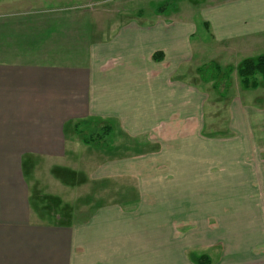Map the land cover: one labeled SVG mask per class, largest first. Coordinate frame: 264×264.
Instances as JSON below:
<instances>
[{"label":"crops","instance_id":"obj_1","mask_svg":"<svg viewBox=\"0 0 264 264\" xmlns=\"http://www.w3.org/2000/svg\"><path fill=\"white\" fill-rule=\"evenodd\" d=\"M96 1L0 0V264H196L189 254L213 245L220 257H207L208 264H264V123L248 112L263 108L242 104L235 113L244 127L237 122L234 139L196 148L207 97L181 71L195 59V25L92 23L84 17ZM251 1L233 12L247 18L242 28L222 13L206 22L217 42L264 33ZM87 122V129L112 125L110 140L150 135L162 148L141 159L165 161L137 169L124 153L117 170L110 140L95 151L77 133ZM101 171L123 180L134 174L138 188L151 183L157 197L134 211L123 203L95 212ZM204 173L216 174L217 183L220 174H239L238 196L214 202L210 194H185L202 182L212 189L211 177L197 178ZM224 181L214 187H227ZM184 205L188 213L180 214ZM141 207L156 210L161 224L147 227ZM84 212L89 217L79 221ZM181 226L189 231L180 235Z\"/></svg>","mask_w":264,"mask_h":264},{"label":"rangeland","instance_id":"obj_2","mask_svg":"<svg viewBox=\"0 0 264 264\" xmlns=\"http://www.w3.org/2000/svg\"><path fill=\"white\" fill-rule=\"evenodd\" d=\"M1 1L11 3L12 0ZM96 2L98 4L96 3L94 5L95 10L89 11L84 17V19H90L92 23H119L127 20H142L148 23H154L157 21L171 20L180 22L189 21L190 24L195 25L196 30L191 40L195 52V59L194 62L183 66L181 71L183 70L182 77L186 76V78L192 80L197 86L198 91L204 93L207 97L204 121L202 126L199 127L201 133L196 137L200 139L196 143V148L200 147L204 141H207V143L212 141V144L219 146L221 139H234L237 136L236 133H239L236 130L238 125L237 122L239 125L241 124L242 129L244 127L243 120L235 113V109L237 110L242 104L247 105L253 103L263 108L260 110L261 112L254 115V117L250 109H248V112H250L249 117L251 120H254V123H264V82H261L259 88L256 90H246L241 84V79L238 75L240 65L244 60H255L264 55V33H261L256 39L247 38L238 40L236 38L217 42L213 36L211 25L208 30L203 25L204 22L207 21L215 23L222 13L221 15H223V21L225 23L228 24L238 19V21H240L238 24L239 28H242L243 24L247 25V23H245L247 22V18L243 15L234 19L235 14L233 12L236 9L240 10L244 8L245 0H97ZM251 2L253 3L251 6L257 5V7H259V22L264 24V0H252ZM89 4L92 3H88L87 5ZM222 9L223 12L220 11ZM211 17L213 21L210 20ZM241 21H243V24ZM93 34H95V28ZM254 42L256 43L253 44ZM216 67H218V71ZM223 92L227 93L226 96L222 95ZM113 137L112 140L107 137L102 143V145L105 143L103 146L95 145V151H98L96 146L102 148L107 147L106 145H108L110 140V144L115 149V152H113L115 157L110 160L105 158V160L106 162L107 160L110 162L115 160L117 170L123 162V158L117 156H121L124 153L131 154L126 157V160H132L134 163L133 167L137 169L144 163L146 164L143 166L157 167L162 164V161H165L158 156H155V159H141L142 156L145 155L152 153L157 154L162 148L159 144L160 142L157 143V141L152 140L154 138L150 135L135 139L116 133ZM176 147L178 150H181L180 146L176 145ZM231 171L233 172L234 169L232 168ZM97 172H99V170ZM101 172L102 174L95 173V212L109 205L123 203H130V205L121 206L124 210L134 211L143 200L153 203V198H155V196L157 197V192H159L151 183H148L149 185L146 190L138 188L137 182L139 179H136L134 174L129 176V179L123 180L120 175H118L120 177H108V174H105L103 171ZM215 175L214 173H204L198 174L197 178L206 176V181L209 182L207 178L211 177V181L214 183V181H216ZM220 176L221 179H218L220 181L218 183L216 181V184H213L211 190H208L206 187L204 191L203 187L205 186H203V180H197L202 182V184H200L201 190H199L198 185H196L195 190H188L185 194L189 193L191 198L195 196L196 200L205 199L209 194L214 202L219 197L234 200L238 196V186H236L234 179H237V177L239 178V174L227 173L220 174ZM247 176L249 175L247 174ZM225 178H227L228 182L226 183L227 187L224 188L223 186L222 188L224 189L214 187L216 185L219 186ZM242 181H244L243 178ZM86 192L87 191H85V193L83 192L84 195H86ZM89 192H91V190ZM181 195H183V191H181ZM184 197L186 196L184 195ZM68 198L70 200L71 196L68 195ZM214 202L211 204H214ZM198 206L197 202V210L199 209ZM80 207L83 208V206ZM89 212L79 213V221L86 220L90 215ZM149 212L150 211L146 207H141L139 209V213L145 215L147 219V227H158L161 223L154 221V219L159 218L156 216V210L151 214H148ZM179 213H188L186 211V205L180 206ZM184 224L187 225V223ZM184 226L180 228V235L189 231L187 227ZM209 227L211 229H216V222L209 220ZM220 249V245L198 248L196 251L193 250V253L189 254V257L190 255L196 258L210 256L212 259H218L220 257Z\"/></svg>","mask_w":264,"mask_h":264},{"label":"trees","instance_id":"obj_3","mask_svg":"<svg viewBox=\"0 0 264 264\" xmlns=\"http://www.w3.org/2000/svg\"><path fill=\"white\" fill-rule=\"evenodd\" d=\"M204 27L208 30L210 25L209 23L204 22ZM158 59V55H155ZM155 57V58H156ZM218 71V67H216ZM238 75L241 79V84L246 90H256L259 88V84L264 82V55L258 57L257 59H246L240 65ZM227 93H222L223 96H226ZM87 123H83L77 127V133L81 136L85 144L95 143L97 146H102V143L105 139L113 133L112 125L108 123L100 124V122H95V128L89 127L86 128ZM99 125H102L100 127ZM105 144V143H104ZM103 144V145H104ZM193 262L196 264H208L209 259L207 257L191 256Z\"/></svg>","mask_w":264,"mask_h":264}]
</instances>
